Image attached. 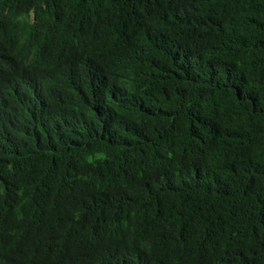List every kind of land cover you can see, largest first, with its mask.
<instances>
[{"label": "trees", "instance_id": "trees-1", "mask_svg": "<svg viewBox=\"0 0 264 264\" xmlns=\"http://www.w3.org/2000/svg\"><path fill=\"white\" fill-rule=\"evenodd\" d=\"M15 82L0 264H264V0H0Z\"/></svg>", "mask_w": 264, "mask_h": 264}, {"label": "clouds", "instance_id": "clouds-1", "mask_svg": "<svg viewBox=\"0 0 264 264\" xmlns=\"http://www.w3.org/2000/svg\"><path fill=\"white\" fill-rule=\"evenodd\" d=\"M37 98L36 94L22 83L0 85V111L4 119L19 114L29 115L30 103Z\"/></svg>", "mask_w": 264, "mask_h": 264}, {"label": "bare ground", "instance_id": "bare-ground-1", "mask_svg": "<svg viewBox=\"0 0 264 264\" xmlns=\"http://www.w3.org/2000/svg\"><path fill=\"white\" fill-rule=\"evenodd\" d=\"M128 224V223H127Z\"/></svg>", "mask_w": 264, "mask_h": 264}]
</instances>
